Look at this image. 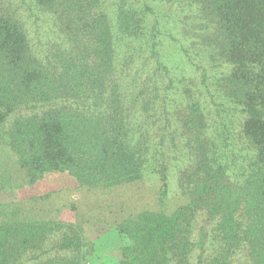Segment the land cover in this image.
<instances>
[{"label":"trees","instance_id":"obj_1","mask_svg":"<svg viewBox=\"0 0 264 264\" xmlns=\"http://www.w3.org/2000/svg\"><path fill=\"white\" fill-rule=\"evenodd\" d=\"M160 1L222 75L164 55L147 3L0 0V195L76 185L0 203V264H88L110 230L117 264H264V0Z\"/></svg>","mask_w":264,"mask_h":264},{"label":"rangeland","instance_id":"obj_2","mask_svg":"<svg viewBox=\"0 0 264 264\" xmlns=\"http://www.w3.org/2000/svg\"><path fill=\"white\" fill-rule=\"evenodd\" d=\"M17 5L20 4L21 0H15ZM128 3L126 4V8H130L133 5L138 8H144V4H148L154 11L153 14L151 13V16H149V20L154 22L155 16L160 20L161 24V30L164 29V24L167 27V24L169 26V19L171 21L176 20L177 25V31L179 35H175L174 33H164V42L162 48L160 50L163 52L164 55L168 56L167 53L171 52L174 55L178 57V59L181 58L179 55H181V48L186 46V50L190 52L189 56L194 59V65L191 66L188 69V73H195V77L193 78L194 83L197 85H200L202 82L201 75L204 72L203 67H205L208 75L212 78L213 74H217L216 78L219 75H222V73H216L218 70V63L211 64L207 61V59L203 55H197L199 54V50L197 49L200 47V43L202 42L201 39H199L198 30L200 29L199 20H196L193 17L194 11L190 9L189 7H184V9H181L183 16L177 14L174 12V10L177 9L178 5H170V3H164L160 0H126ZM118 0H110V3H116ZM156 14V15H155ZM174 19V20H173ZM162 39V38H161ZM195 45V46H192ZM180 53V54H179ZM196 53V55H194ZM179 54V55H178ZM184 55V54H182ZM174 60H173V59ZM175 57L170 58V66L175 63L176 60ZM208 84L210 85V91H214V85L215 80H212L211 82L208 80ZM202 88V85L200 86ZM221 115L224 117L225 120L229 122L231 119V112L227 111L226 113H221ZM221 122L218 123V126L216 124V127L212 130L213 137L219 138V131H221ZM75 185V181L66 176V175H59V176H47L45 179L39 181L33 186H25L20 189L14 190L12 193H9L7 195H0V203L6 202L9 199L18 200V201H26L29 199H32L34 197H41L45 194H48L52 191H58L65 188H73ZM197 237V236H196ZM95 240V247H96V253L95 255L89 259L88 264H117L118 260L120 259V250L123 246L127 245V242L118 235V233L115 231L105 232L100 237L98 236ZM242 257V256H240ZM245 259V255L243 256ZM243 258H239L237 261V264H243L242 261Z\"/></svg>","mask_w":264,"mask_h":264}]
</instances>
